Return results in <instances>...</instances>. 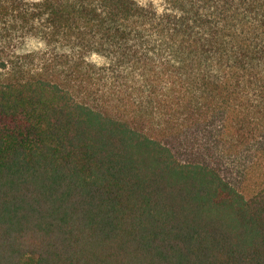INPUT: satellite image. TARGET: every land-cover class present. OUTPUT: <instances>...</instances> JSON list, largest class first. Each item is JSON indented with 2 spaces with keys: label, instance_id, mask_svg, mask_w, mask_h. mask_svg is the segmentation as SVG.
<instances>
[{
  "label": "trees",
  "instance_id": "1",
  "mask_svg": "<svg viewBox=\"0 0 264 264\" xmlns=\"http://www.w3.org/2000/svg\"><path fill=\"white\" fill-rule=\"evenodd\" d=\"M162 1L0 0V264H264V0Z\"/></svg>",
  "mask_w": 264,
  "mask_h": 264
},
{
  "label": "rangeland",
  "instance_id": "2",
  "mask_svg": "<svg viewBox=\"0 0 264 264\" xmlns=\"http://www.w3.org/2000/svg\"><path fill=\"white\" fill-rule=\"evenodd\" d=\"M142 5H149L154 4L157 8L162 9L163 8V1L162 0H136ZM42 47L39 42L33 41V38L31 40H28L27 43L24 45V51H33L40 49ZM93 60L97 63H100L101 60H99L97 57L93 58Z\"/></svg>",
  "mask_w": 264,
  "mask_h": 264
}]
</instances>
